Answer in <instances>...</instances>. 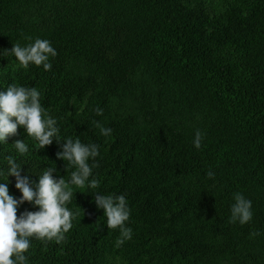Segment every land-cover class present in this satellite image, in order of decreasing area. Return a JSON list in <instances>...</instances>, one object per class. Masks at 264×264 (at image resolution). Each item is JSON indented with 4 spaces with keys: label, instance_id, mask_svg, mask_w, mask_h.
<instances>
[{
    "label": "trees",
    "instance_id": "16d2710c",
    "mask_svg": "<svg viewBox=\"0 0 264 264\" xmlns=\"http://www.w3.org/2000/svg\"><path fill=\"white\" fill-rule=\"evenodd\" d=\"M37 38L57 52L50 71L7 51ZM11 84L39 91L60 143L41 148L23 127L0 142L10 195L8 156L34 183L48 168L68 181L61 143L99 145V187L71 186L73 227L62 243L31 238L26 264H264V0H0V92ZM97 193L126 197L120 247ZM236 193L252 202L244 225L230 222Z\"/></svg>",
    "mask_w": 264,
    "mask_h": 264
},
{
    "label": "clouds",
    "instance_id": "9594fccd",
    "mask_svg": "<svg viewBox=\"0 0 264 264\" xmlns=\"http://www.w3.org/2000/svg\"><path fill=\"white\" fill-rule=\"evenodd\" d=\"M10 51L19 61L20 65L27 68L30 64L43 66L45 71L52 68L50 57L57 55L50 41L37 38L34 43L21 46L13 44ZM97 115L103 114V109H95ZM97 128L104 136H109L111 128L104 127L99 121H94ZM57 121L52 118L40 103V93L35 88L11 84L6 91L0 92V142L7 143V138L17 134L18 128L23 127L28 136L38 141L41 148H45L56 139L59 128ZM204 138V133L199 130L195 133L194 146L199 148ZM58 142V141H57ZM60 143V142H58ZM15 147L19 153L28 151V146L23 140H16ZM99 155V145L85 144L79 138H68L61 143V150L56 153L57 159L68 161L75 167L70 179L63 177L56 179L53 173L56 169L48 168L39 176L38 183H34L27 175H21V166L12 156H8V176L15 177V187L22 195L19 199L9 193L8 183H0V264H26V252L30 249L31 238L44 242L55 241L62 243L65 234L73 227L72 221L77 213L71 211L66 205L71 202L73 188L84 187L86 183L95 189L99 181L92 176V169L98 163L90 164ZM211 170L208 178H214ZM235 203L231 206L230 222H239L244 225L253 217L252 202L241 193L234 195ZM28 202L37 211L25 210L19 216L18 207ZM94 202L98 209H103L107 218V228L119 229L120 237L116 246L120 247L125 240L132 238V229L126 226L130 218L125 195L120 194H95ZM259 233H252L253 236Z\"/></svg>",
    "mask_w": 264,
    "mask_h": 264
}]
</instances>
